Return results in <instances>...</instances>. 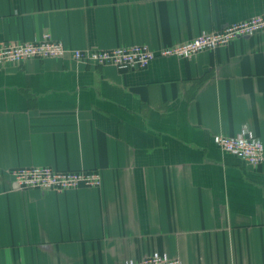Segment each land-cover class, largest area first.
Listing matches in <instances>:
<instances>
[{"label": "crops", "instance_id": "obj_1", "mask_svg": "<svg viewBox=\"0 0 264 264\" xmlns=\"http://www.w3.org/2000/svg\"><path fill=\"white\" fill-rule=\"evenodd\" d=\"M264 14V0H0V41L158 51ZM264 34L141 70L63 58L0 68V264H264ZM98 170L99 187L19 188L12 171Z\"/></svg>", "mask_w": 264, "mask_h": 264}, {"label": "built area", "instance_id": "obj_2", "mask_svg": "<svg viewBox=\"0 0 264 264\" xmlns=\"http://www.w3.org/2000/svg\"><path fill=\"white\" fill-rule=\"evenodd\" d=\"M258 33L264 34V14L232 22L220 29L204 32L194 39L158 51L142 44L111 49L91 47L86 50H70L47 31L21 43L0 41V68L21 65L31 59L63 58L70 54L78 61L113 65L128 71L141 70L147 68L157 57L174 56L187 59L232 40ZM214 140L222 151L235 155L248 164L258 165L264 160V143L247 125L235 136L216 135ZM12 176L19 188H38L44 191L99 187L102 184V175L98 170L59 171L50 166H27L13 170ZM124 264L183 263L180 258L157 252L141 260L130 259Z\"/></svg>", "mask_w": 264, "mask_h": 264}]
</instances>
